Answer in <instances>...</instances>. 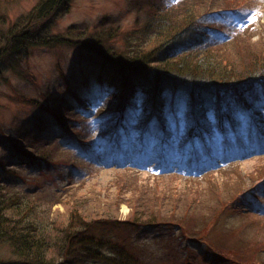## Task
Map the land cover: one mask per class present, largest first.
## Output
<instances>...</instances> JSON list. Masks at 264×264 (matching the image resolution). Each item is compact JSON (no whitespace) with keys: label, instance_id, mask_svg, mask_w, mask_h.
Wrapping results in <instances>:
<instances>
[{"label":"trees","instance_id":"obj_1","mask_svg":"<svg viewBox=\"0 0 264 264\" xmlns=\"http://www.w3.org/2000/svg\"><path fill=\"white\" fill-rule=\"evenodd\" d=\"M20 1L23 0H0L1 74L9 59L29 48L69 44L95 56L102 70L110 68L121 79L109 81L105 98L108 99L102 104L111 103L109 108L117 113L116 119L102 123L106 124L105 129L100 125L96 130L83 128L85 133L82 135L75 133L82 127L71 126L74 109L69 103L59 102L50 107L46 104L47 93L43 95L45 102L42 103L12 89L21 97V104L31 105L38 111L32 121L41 127L42 136L22 138L15 133L9 135L10 141L0 136V243L8 245L11 255L22 264H264V214L244 201L246 195L255 200L259 197L264 186V165L260 164L252 173L242 176L237 159L230 162L226 167H230L226 170L231 174L228 179L236 184L227 185L224 191L221 188L207 194L206 199H213V204L196 206L185 202L182 205L175 203L172 194L169 201L160 195L158 201L157 193L154 202L149 201L153 200L148 195L141 202L126 199L130 214L124 220L119 218L125 200L120 195L110 197L96 190L79 193V190L65 188L54 181L51 184L55 187L42 188L37 182L35 189L23 190L14 180L7 181L1 175L4 170L25 179L24 172L32 167H38L44 173V165L50 168L66 163L59 161V156L53 157L49 149L65 151L61 153L64 160L69 161L67 151L60 145L61 140L52 136V126L64 133L63 140L70 138L81 147H87L88 133H97L101 138L108 135L106 139L110 136L108 140L114 147H122L121 137H114L113 130L118 128L124 132L128 128L129 131L141 128L138 138L153 133L149 142H153V138L159 143L161 149L151 158L160 163L175 141L170 137L163 141L157 131L162 126L161 121L151 118L158 111L165 113L163 97L179 92L189 98V123L185 137L180 136L175 146L177 150L181 149L180 153L177 150V153L171 152L176 157L174 162H180L185 156L184 160L189 158L187 166L191 168L193 162L200 161L199 156L209 155L215 160L217 155L214 154L220 151L216 145V131L223 135L221 143L227 146L233 140L230 135L234 134V139L241 141L243 127L248 129L249 138L264 140V108L256 107L259 92L264 96V46L250 42L255 33L264 34V26L259 29L246 22L233 26L223 24L214 29L202 27V31H197L196 22L213 10L214 0H179L172 6L147 1L143 25L131 31L111 26L108 24L110 19L105 18L92 29L89 25L79 24L62 33H53L52 25L61 12L70 11L72 0H39L28 14L9 24L4 5ZM226 22L228 20L223 23ZM243 47L252 48V56L247 58L241 54L243 51L236 55ZM230 51H235L236 56L228 57ZM137 76L148 84L142 85L143 106L129 118L127 104L136 99L134 78ZM87 99L81 95L78 102L82 104ZM238 111L242 112L246 122L238 120ZM211 112L217 118L215 123ZM189 142L192 145L185 148ZM202 169L198 172L204 171ZM118 183L122 185L120 181ZM121 189L117 186L118 192ZM152 189L158 191L151 185H143L147 193ZM69 202H74L75 206H71L63 220L53 217L50 222L46 221L47 207L52 211L55 205L67 206ZM199 206L202 209L198 212ZM202 214L205 228L196 227L194 223ZM241 219L254 221L253 230ZM235 221L239 223L237 227ZM137 227L167 228L174 236L171 243L176 241L178 232L181 239L177 242L179 253H174L177 259L173 262L155 256L153 260L152 255L148 259L142 258L144 246L132 233ZM126 228L128 230L123 231ZM215 229L219 232L212 237L210 232ZM183 249L186 255L181 254Z\"/></svg>","mask_w":264,"mask_h":264},{"label":"rangeland","instance_id":"obj_2","mask_svg":"<svg viewBox=\"0 0 264 264\" xmlns=\"http://www.w3.org/2000/svg\"><path fill=\"white\" fill-rule=\"evenodd\" d=\"M147 1L148 3L172 6L176 5L179 0H72L70 11L66 14L61 12L54 22L55 24L52 25L53 33H62L68 27L79 24L89 25V28L92 29L105 18L110 19L108 20L109 25L120 27L123 31H131L138 25H143V19L147 12L145 5ZM214 1L215 4L211 8L213 10L196 22L195 29L197 31H202V27L214 29L221 27L223 24L233 26L234 23L243 25L246 22L255 24L259 29L264 26V0ZM38 2L39 0H23L19 3L5 4L3 10L7 13L9 24L28 14ZM224 20H228V22L223 23ZM250 42L254 45L255 43H262L264 46V34L255 33ZM238 51L237 54L235 51H230L228 57L233 58L243 51L244 53L241 54L248 58L252 56L253 49L243 47ZM232 58L230 59L232 60ZM3 68L4 73H0V136L6 141H10L9 135H15V133H19L22 138L36 139L42 136L41 127L32 121L38 111L31 105L21 104V97L12 90L13 88L42 103L45 102L43 95L47 93L46 104L50 107L58 105L59 102L72 105L74 115L71 116L72 122L70 123L73 127H82V129L79 128L75 131L78 135L85 133L83 128L96 130L100 125L104 126L103 129H105L106 124L102 125V123H110L112 119L115 120L117 117L115 110L109 108L111 103H106L103 106L102 104L108 99L105 98L108 96L109 81L113 79L120 80L121 78L110 68L102 70L95 56L87 53L86 50L69 44L32 47L9 59L3 65ZM134 81L136 82L137 93L135 94L136 99L133 98V101H129L130 105L127 104L126 111H128L127 116L129 115V118L133 117V114L143 106L142 85L148 84L144 78L139 76L135 77ZM132 85L130 84V86ZM81 95L88 98L82 104L78 102ZM11 96L15 98H10ZM257 99L259 100L256 101V107L263 106L264 108L262 93L259 92ZM163 100L166 101L165 113L158 111L153 115L151 114V120L161 121L164 128H161V125L160 128H156L163 141L166 137H170L173 139L172 141H175L171 146V151L167 153L165 162L162 160L158 163V161L151 158L161 148L153 138V142H149L153 133L138 138L141 128L137 131L136 129L129 131L130 128H128L124 132H120L118 128H115L112 135L121 137L122 147L120 145L114 147L108 140L110 136L108 139H106L108 135L101 138L97 137V133H88L86 136L87 147H81L70 138L63 140L64 133L58 132L55 126H52V136L57 140H61L60 145L67 151L70 157L69 161L64 160L65 157L62 153H65V151L55 149L57 151L55 152L54 149H49L48 151H51L53 157L57 158L59 156V161L63 160L61 162L66 163L50 168L44 165V173L40 168L32 167L24 172L25 179L16 177L14 172L8 173L4 170L1 175L7 181L14 180L16 185L23 190L35 189L37 182L41 183L42 188L47 189L51 187V183L54 181V183L62 184L65 188L74 189V191L79 190V193L96 190L97 193L110 197H119L120 195L125 197L120 208L121 214L119 217L124 220L130 214V208L125 202L126 199H130L131 202H141L144 200L143 197L148 195L153 200L149 201L154 202V195L157 193L156 199L158 201L160 199L159 195L169 201L172 194L175 203H181L182 205L185 202L186 204L194 203L196 206L199 203L213 204V199H206L207 194L213 191L216 193L221 188L224 191L227 185L235 186L236 184V182H231L228 179L231 174L226 170L230 167H226L230 162L237 159L238 165L242 168V176L249 175L260 164L264 165V140L254 141L255 139L249 138L247 135L248 129L244 127L241 141L235 140L234 134L230 135L233 140L229 146L221 143L223 135L216 131L215 136L218 138L216 145L220 151L215 146V151H218L214 154L218 156H215V160H211L209 155L199 156L200 161L198 163L193 162L191 168L187 166L189 158L185 162V156L180 162H174L176 157L171 152H176L175 146L178 138L182 135H184L183 138L185 137L184 132L189 123V98L184 92H179L176 95H167L163 97ZM213 113L211 112V119L215 123L217 118ZM237 118L239 121L241 119L246 122L241 111H238ZM129 133L133 135L129 137ZM190 145L192 143L189 142L185 148ZM177 151L180 153L181 149ZM200 169L204 171L198 172ZM119 181L122 185H119ZM143 185H149V187L151 185L152 188H157L158 191L154 192L152 189L147 193L143 190ZM117 186L123 189L118 192ZM135 186H138V188L134 189ZM52 187L55 186L52 185ZM117 193L118 195H116ZM255 198L256 200L253 199V196L246 195L244 201L252 205L257 212L264 214V187L259 197ZM73 205L75 206L74 202H69L67 206L58 204L51 211L48 209L47 204H44L49 213L48 216H45L46 221L50 222L53 217L63 220ZM201 209V206H199L197 211L199 212ZM52 212L53 214H50ZM202 216H197V221L194 222L196 227L205 228L204 214ZM225 216H229V212ZM241 220L253 230L254 221ZM235 222L237 227L239 223ZM127 230L128 228L123 231ZM217 231V229L211 231L210 235L214 237V233ZM132 233L144 246L141 253L142 258L148 259L152 255L153 260L156 257L159 259L166 258L173 262L177 259L174 253H179L177 242L181 239L178 232L175 235L176 241L174 243L170 241V239H174V236L167 228L137 227L132 229ZM223 242L226 241L223 240ZM194 247L196 248V246ZM185 249L181 251V254H187ZM0 264L22 263L11 255L7 244L0 243Z\"/></svg>","mask_w":264,"mask_h":264}]
</instances>
